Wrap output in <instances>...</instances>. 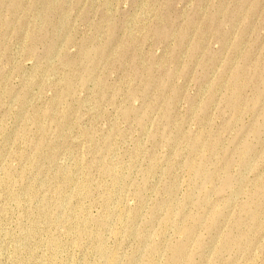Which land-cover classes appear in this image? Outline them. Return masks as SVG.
Returning <instances> with one entry per match:
<instances>
[{
  "label": "rangeland",
  "instance_id": "obj_1",
  "mask_svg": "<svg viewBox=\"0 0 264 264\" xmlns=\"http://www.w3.org/2000/svg\"><path fill=\"white\" fill-rule=\"evenodd\" d=\"M171 262L264 264V0H0V264Z\"/></svg>",
  "mask_w": 264,
  "mask_h": 264
},
{
  "label": "bare ground",
  "instance_id": "obj_2",
  "mask_svg": "<svg viewBox=\"0 0 264 264\" xmlns=\"http://www.w3.org/2000/svg\"><path fill=\"white\" fill-rule=\"evenodd\" d=\"M180 250H181V248H178V249L176 250V253H175V254H177L178 252H180ZM112 260H113V259H110L109 262L112 263ZM171 264H172V262H171Z\"/></svg>",
  "mask_w": 264,
  "mask_h": 264
}]
</instances>
